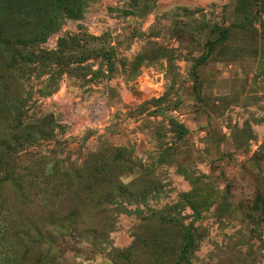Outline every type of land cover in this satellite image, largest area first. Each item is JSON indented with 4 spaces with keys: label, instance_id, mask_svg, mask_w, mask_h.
Instances as JSON below:
<instances>
[{
    "label": "rangeland",
    "instance_id": "obj_1",
    "mask_svg": "<svg viewBox=\"0 0 264 264\" xmlns=\"http://www.w3.org/2000/svg\"><path fill=\"white\" fill-rule=\"evenodd\" d=\"M0 264H264V0H0Z\"/></svg>",
    "mask_w": 264,
    "mask_h": 264
}]
</instances>
